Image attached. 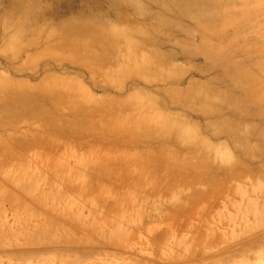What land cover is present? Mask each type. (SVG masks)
I'll use <instances>...</instances> for the list:
<instances>
[{"label":"rangeland","instance_id":"rangeland-1","mask_svg":"<svg viewBox=\"0 0 264 264\" xmlns=\"http://www.w3.org/2000/svg\"><path fill=\"white\" fill-rule=\"evenodd\" d=\"M74 23L88 31L72 29ZM3 25H18L26 34L14 45L0 47V122L27 119V126L20 131L25 141L0 147L1 182L28 176L56 184L96 180L98 170L87 166L104 162L110 171L103 179L120 190L122 185L131 187L129 228L142 234L144 245L154 241L153 229L163 233L168 223L177 230L185 225L189 239L199 230L202 239L209 236L205 225H224L219 221L229 213L223 203L230 193L221 191V196L214 191L206 183L212 176L223 189L235 182L251 191L244 180L256 179L264 190V0H0V36ZM95 31L96 37L89 35ZM51 33L55 36L49 42ZM85 51L91 55L92 78L87 67L71 59ZM227 69L232 78L225 74ZM181 79L184 84L178 85ZM97 85L103 87L98 90ZM182 87L188 88L192 100L184 99L182 90L177 96L169 94ZM81 89L90 92L87 101ZM134 122L143 132L137 134L144 144L154 141L156 158L179 161L186 156L193 164L209 155V164L202 168L214 172L205 177L185 171L188 175L171 182L162 168L148 171L152 163L143 171L140 163L148 161L144 144L126 142L130 135L118 143L110 139ZM230 168V176L224 174ZM128 174L142 176V184ZM125 176L129 178L124 182ZM196 188L207 197L194 207ZM113 195L122 200L120 193ZM52 197L63 209L67 193ZM0 209L9 212L7 201ZM82 210L88 216L92 208ZM195 211L202 214V222L195 220ZM97 212L103 213L101 205ZM193 221L195 225H189ZM7 226L17 233L16 241L1 245L0 264H99L100 253L88 254L80 247L70 253L63 246L53 250L36 243L26 246L35 225ZM190 226L195 232L187 231ZM262 248V257L254 264H264ZM120 255L105 264H124ZM131 257L137 262L136 254Z\"/></svg>","mask_w":264,"mask_h":264},{"label":"bare ground","instance_id":"bare-ground-1","mask_svg":"<svg viewBox=\"0 0 264 264\" xmlns=\"http://www.w3.org/2000/svg\"><path fill=\"white\" fill-rule=\"evenodd\" d=\"M22 10H24L26 13H29V10H27L26 7L24 8L22 7ZM45 10H49V9L47 8ZM40 14L41 13H38L37 17H40L38 16ZM33 17H36V16H33ZM80 24L82 23L80 22ZM82 25H78L74 23L75 27H72V29L78 30L81 33L82 32L86 33L88 29ZM201 25L203 26V24ZM17 26L15 27V26L3 25L1 36H0V47L2 49L7 46H11V44L14 45L15 42H18V40L23 38V36L26 34V31H23ZM61 31L62 30H60V32ZM217 31L221 32L220 30H217ZM52 33L48 35L49 42L53 38L54 34ZM97 33L95 31L94 33L92 32L89 35L95 36L94 34L97 35ZM60 35L61 34H59V36ZM32 36H34V34ZM62 38L63 37H60V39ZM97 38H99L101 42H104L103 37L99 36ZM26 41H28V39ZM207 41H208V38H207ZM69 42H70L69 40L66 41V43H69ZM75 44H77V41L75 42ZM83 44L86 45L87 43L84 42L81 44V46ZM74 47H79V46H74ZM215 57L217 59V56ZM71 59L84 65V67H87L89 70L88 74L92 78V76L94 75V71L92 69L91 55L89 54V52L85 51L79 56V58L75 56L73 57L72 55ZM243 59L244 58H242V60ZM231 65L232 64H230L229 66ZM248 66L249 65H247V67ZM234 68L237 69L236 67ZM228 73L231 74V70L227 73L225 71V74H228ZM28 76L30 77V74ZM232 77L233 75L231 76V78ZM1 79L3 81L2 77ZM176 82H178L177 83L178 85H182L184 84V79H181ZM189 83H192V82L190 81ZM102 87L103 85L96 86L98 90H100ZM81 90L83 92V95L85 96L84 101H87L88 97L91 95L90 92L87 89H81ZM180 90H182L181 95L184 96L183 97L184 99L186 100L193 99V96L192 94H189L187 87H182L181 89L171 90L169 94L172 93L174 96H177ZM27 100H28V97H27ZM84 101H83V104H84ZM6 104L7 103L3 105H6ZM29 104L33 105L31 103ZM166 118H167V115H166ZM26 120H23L24 121V122L22 121L23 123L21 121H15V122L2 121L0 122V147L2 148L5 146L10 147V146H13L14 144L19 145L22 142L21 140L23 141L26 140L24 138L22 139L20 138L21 136H23V135L20 136V131L24 127L27 126L25 122ZM168 121H169V118H168ZM145 123H148V122H145ZM149 123L151 122L149 121ZM137 126L138 124L134 122L130 124V127L127 128L126 130L115 132L116 137L114 139L113 138H110V139L112 140V142L118 143L122 141L123 135H130L129 139L128 138L126 139V142L130 141L136 145L144 144L146 140L144 141L142 139L143 137L137 134V132L140 134L143 132L141 130H138ZM120 128H124L123 125H121ZM148 140H151V139H148ZM149 143L144 144L146 146L145 149H147L145 150L147 151L145 152L147 155L144 157V159L147 157L148 161L144 163H140L141 169L143 171L145 170V168H148L150 166V163H152L154 167L152 170H148V171H159L162 168V171L166 172L165 174L171 176L170 177L171 182L176 181L178 179L180 180V178L185 177V175H188L187 173H185V171L186 172L188 171V173L194 174V176L204 175L205 177L207 176L208 173L214 172V171L212 172L210 170L208 171L205 168H202L203 166L205 167L206 165L209 164V160H208L209 155H205L206 159L204 157H201L200 159L202 160L200 161L198 160L199 162L193 161V164L190 161L191 159L186 158V156L182 160H179V161L177 159H175L174 161L172 160L166 161L162 157L156 158L155 156L156 153L154 152L153 147H151L154 141L150 144ZM152 156H154V158H152ZM97 161H100V160H97ZM93 167L96 168L95 171L98 170L97 172L99 174L96 180L95 179L93 180L85 179L84 181L77 182L76 180L70 179L66 183L56 184L55 182L49 179H39L37 177L28 176V177L12 178V179H9V181L5 179L2 180V182L0 181V200H2L0 202V206L1 204L4 206L5 201H7V203L9 204V210H8L9 212H7L6 210L3 211L0 209V248H1V245L5 242L8 243L9 241H12V242L16 241L15 236L17 235V233L15 231H12L10 226L8 227L7 225H35V227L32 230L30 229L31 230L30 239L26 241L27 243L26 246L32 245V244L34 245V243H36L38 246L49 249V250H53L54 248L56 249V248L63 246V248L66 249V251L70 253L76 252L77 249L75 248L80 247L83 249L85 253H88V254L100 253L98 255L99 264H105L107 260H110L112 257H115L120 254L121 255L119 256L120 257L119 259H122V262L124 264H187L190 261L193 264H252V263L254 264L258 258L262 257V256L260 257V255L262 254L261 250L263 249L262 247L264 246V190L263 191L261 190L262 187L258 184V181L256 179H253V180L245 179L244 180V185L249 186V188H252L251 191H248L245 189L242 190L241 187H238L239 183L237 185H234L235 182L233 183V185H228L223 189L222 186H219V183H218L219 180L214 176H212L211 179L208 180V182H206L208 183L209 186H211V188H214L213 189L214 191L220 192L221 196H222V192L226 190H228L226 191V193L227 194L230 193L229 194L230 196L228 197L226 196L227 199L223 203L224 207L225 206L228 207L229 213L225 217H222L219 221V222L221 221L224 222L223 223L224 225L215 226L213 224L212 227L211 225H205L204 227L200 225L205 229L204 230L205 234L207 235L209 234V236L205 237V239H202L204 235L200 232V230L199 232H195L196 230L195 226H194L195 230L192 228V226L187 227L188 228L187 231L190 232L191 230H194L196 234L195 235L196 237H193V239H189L186 234L185 225H179L178 230H177L176 229L177 227L175 225H171L172 223L171 224L168 223L167 225H165L166 228L163 230V233L158 232V234H156V232L154 231L155 229L150 227L151 231L153 229L152 236H154L155 239L152 243L144 245V243H142V239H143L142 234L141 233L133 234L129 228V226H131L130 221L132 220V217H131V197L128 193L131 192L130 191L131 187L127 188L128 186L122 185L123 188H126L124 192V189L122 187L120 190L113 182L111 181L108 182L106 179H103L105 178V175L107 176L108 171H110L109 167H107V165H105L104 162H98L95 165L92 164V166H87V168L89 169H92ZM231 173H232L231 168L229 170L224 171V174L228 176H230ZM129 176L123 177L124 182L125 180H127V178H129ZM190 177H192V175ZM130 178L133 181H135L138 185H141L143 182L142 176H139V175H131ZM159 178H161V174ZM238 178H239V175L235 174V179L237 180ZM202 183L203 182H200V184ZM144 185L145 183L142 186ZM177 185L178 184H176V186ZM158 186L162 187V185L159 183H158ZM60 189H62L63 191H61ZM160 189L158 190V192L160 191ZM167 191H164V192H167ZM58 192L67 193V199H66V202L64 201L65 203H64L63 209H61L59 206L56 205V200L58 198L52 197L53 195H57ZM114 192L120 193V195L122 196V200L115 198V196L113 195ZM161 193H163V191ZM161 193H158V195H160ZM86 194H89V196H86ZM193 196H194L193 197L194 207L200 204L203 201V198L207 197L205 194V191L197 190V188L194 189ZM73 205L76 206L77 210H71V208L73 207H70V206H73ZM98 205L102 206L103 213L97 212V214H94L95 209L98 207ZM89 207L92 208V210H89L90 213L88 216H86L84 215L82 208H89ZM190 211H189V214L191 213ZM196 213L197 214L195 216V220L197 219V221L202 222L203 221L202 214H198L199 213L198 211ZM203 214L205 215V213ZM187 216L188 215H186V217ZM186 217L184 216V218ZM183 222L185 223V220H183ZM194 222L195 221L190 222L189 225H195ZM217 226L221 228V231L216 230L218 229ZM21 246L23 245H20V247ZM132 254L137 255V259H138L137 262L132 261V257H131Z\"/></svg>","mask_w":264,"mask_h":264}]
</instances>
